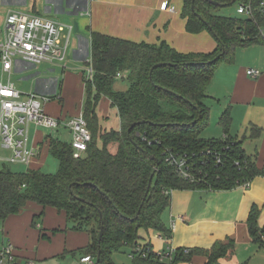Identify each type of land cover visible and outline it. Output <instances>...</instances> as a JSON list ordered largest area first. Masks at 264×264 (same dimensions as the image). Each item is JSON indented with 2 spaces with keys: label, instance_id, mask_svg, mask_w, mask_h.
<instances>
[{
  "label": "trees",
  "instance_id": "1",
  "mask_svg": "<svg viewBox=\"0 0 264 264\" xmlns=\"http://www.w3.org/2000/svg\"><path fill=\"white\" fill-rule=\"evenodd\" d=\"M213 1L230 5L233 0ZM260 1L252 0V4ZM182 2L186 31L207 30L215 38L216 48L208 53H181L164 41L137 43L91 31L90 60L94 73L92 80L84 82L83 105V116L91 133L86 151L75 158L69 142L46 135L49 154L58 163L55 172H44L41 168L14 171L2 163L0 221L18 214L28 202L54 207L71 221V230L88 232L90 241L81 248L80 255H89L93 259L91 264L98 250L101 253L97 264H115L111 255L122 245L132 249L133 264H164L149 245L138 243L140 230L170 234L162 221L170 200V194L164 190L230 189L255 176H264V166L257 167L255 156L245 152L242 141L228 135L229 108L219 117L223 138L200 135L209 119V107L204 103L206 89L219 63L232 61L239 46L263 43L257 36V26L262 20L259 15L254 19L220 15L217 13L220 6L206 0ZM117 73L125 74V90L113 87ZM101 96L116 108L119 129L102 132L99 146L94 138L95 107ZM139 121L143 123L131 127ZM258 135L259 129L251 126L250 137ZM225 145L229 148L220 164L202 156L207 148L223 150ZM166 149L187 153L193 170L203 177L202 182L179 178L164 160ZM258 214L259 210L252 206L247 223L252 239L262 244L264 227L257 225ZM138 245L142 251L147 249V254L135 251ZM229 245L219 244L205 251L209 264L224 254ZM183 251L175 249L171 264L189 255L184 257Z\"/></svg>",
  "mask_w": 264,
  "mask_h": 264
},
{
  "label": "crops",
  "instance_id": "2",
  "mask_svg": "<svg viewBox=\"0 0 264 264\" xmlns=\"http://www.w3.org/2000/svg\"><path fill=\"white\" fill-rule=\"evenodd\" d=\"M78 1L0 0V29L10 10L48 17L71 26L64 68L48 66L42 70L38 66L37 69L26 72L12 71L9 76L12 83L11 75L18 76L19 81L35 79L32 92L50 96V99L43 103V108L53 117L67 119L83 112L86 92L81 68L85 60L90 57L91 31L137 43L158 44L164 41L181 53H208L217 45L215 38L207 30L199 33L186 31V18L182 16V0L179 8L172 0H92L89 14L75 12L74 6ZM167 5H173L174 10H167ZM250 46L264 53V43H253L246 47ZM226 63L228 67L225 74L220 77V85L213 84L211 80L206 94L212 99L223 98L214 110L220 117L222 110L229 108L231 124L228 135L241 140L247 154L254 155L245 149V142L248 140L259 142V151H256L254 156L257 167L261 168L264 166V59L257 57L250 67H231L233 60ZM248 68L258 69L261 74L257 78H252L246 73ZM46 71L49 74L44 78L42 74ZM0 76L4 81L7 78L6 74ZM124 76L125 74L122 78ZM56 79L58 86L54 91ZM107 106L111 107L109 99L101 96L95 107L99 117H108ZM111 108L115 110L117 117L116 108ZM117 119L119 126V118ZM248 119L251 122L249 125ZM238 122L247 124L241 137L233 132V130L239 131L237 127L242 126H236ZM253 125L259 129L256 138L250 137V127ZM43 130H39L33 124L29 125V146L36 148L38 153L28 165L21 164L22 169L14 171L41 168L45 157L49 154L45 136L51 135V131L48 130L49 132L46 133V128ZM224 136L225 133L221 129L219 135L209 138ZM70 138L69 134L68 142ZM0 163L6 162L0 161ZM244 183L221 190L202 188L172 190L169 205L162 213L163 224L170 231L169 236L154 230H140L138 243L149 245L154 252L165 251L168 247H172L184 250V257L189 254L175 264H209V256L205 251H210L219 244L230 245L213 264H264V234L262 244L255 242L247 223L250 210L255 206L259 210L257 225L259 228L264 227V176L253 177L248 180L247 186ZM57 213L61 212L57 211ZM19 219L20 216L10 215L2 222L0 248L10 241L19 263L26 260H30L32 264L48 263L55 259L61 246L56 244L53 248L49 240L53 239L58 229L64 231L63 226L44 229L42 224L37 223L36 227L39 230L36 231L28 224L19 225ZM82 233L70 229L68 234L84 237ZM88 240L89 237L86 236L84 241L78 244L84 245ZM75 246L77 243H71L70 248ZM131 250L130 248V253ZM62 259L64 260L65 257ZM79 262L82 263L80 259Z\"/></svg>",
  "mask_w": 264,
  "mask_h": 264
},
{
  "label": "built area",
  "instance_id": "3",
  "mask_svg": "<svg viewBox=\"0 0 264 264\" xmlns=\"http://www.w3.org/2000/svg\"><path fill=\"white\" fill-rule=\"evenodd\" d=\"M91 2L92 0H79L74 6L75 12L89 14ZM166 9L173 11L174 6L167 5ZM236 11L239 15L252 19L255 18V15H259L262 22L257 26V36L264 43V0H261L257 5H253L252 0H242L238 2ZM70 33V25L59 23L48 17L17 10L7 12L0 29V75H7L5 81L0 76L1 162L28 165L36 156L37 149L29 146L30 124L51 130L65 128L71 136L69 143L73 150V157L78 158L86 151L87 144L91 140V133L83 112L67 119L50 116L43 108V103L48 101L50 96L38 95L35 92L24 93L9 79L12 71L34 70L40 64L64 68ZM81 71L84 82L92 80L94 71L90 57L85 60ZM246 73L252 78H257L261 74L255 68H248ZM122 76L121 73L116 74L117 78ZM57 84L58 80L56 79L54 91L57 89ZM228 148L227 145L223 147V150L207 148L202 156L211 158L215 164H220L225 159ZM3 151L9 153L5 155ZM190 159L191 157L187 153L179 154L170 149L164 151V160L179 178L200 183L203 177L195 173ZM238 163L239 161H235V164ZM244 184L247 186L248 181H245ZM171 192L172 189L164 190L165 194ZM141 248L138 245L135 251H142ZM13 251L14 247L10 241L1 247L0 264H32L30 260L19 263ZM174 251V248L168 247L165 251L156 252V258L164 264H171ZM145 254H147V249L142 251V255ZM80 261L91 264L93 259L89 255H85L80 257Z\"/></svg>",
  "mask_w": 264,
  "mask_h": 264
},
{
  "label": "rangeland",
  "instance_id": "4",
  "mask_svg": "<svg viewBox=\"0 0 264 264\" xmlns=\"http://www.w3.org/2000/svg\"><path fill=\"white\" fill-rule=\"evenodd\" d=\"M173 3H175L178 8H179V4H180V0H172ZM238 2L236 1L230 5H226L224 7H220L217 11L218 14L220 15H228V16H232V17H239V18H245L242 15H239L236 11L237 6H238ZM257 57H262V59H264V53H261L259 51H256L255 47H237L235 49L234 52V56H233V64H231V67H240V66H244V67H250L251 65H253L254 60ZM226 62H221L218 65V68L214 74V77L212 79V83L213 84H219L221 83L220 81V77L223 76L225 74V70L227 69L228 65H226ZM40 69H44V68H48V65L46 64H40L39 65ZM44 74H42V77L46 78V74H49L47 71L43 72ZM11 79L13 81V83L19 87L24 93H29L34 91V87H35V79H29L26 81H19L18 76L16 75H11ZM114 89L115 90H125L127 88V80L126 77L124 76L123 78H117L114 82ZM94 92V89L92 91V94ZM223 100V98H219V100L217 98H210V97H206L204 99V103L209 107V119H208V124L206 127L203 128V130L201 131V136L204 138H209V137H216L217 135H219V133L221 132V127L220 125H217V122L219 120V114L217 113L216 110L217 109L219 103H221V101ZM223 111V110H222ZM96 113V111H95ZM106 113L108 114V117H99L96 113L97 116V133L95 134L94 138L97 141L98 145H101V140L99 139L100 134L104 131H109V130H118L119 126L118 125V119L116 117L115 114V110L109 106H107V110ZM221 114V113H220ZM248 125L251 123L250 120L248 119ZM253 124V123H252ZM242 125V126H239ZM236 126L237 130L239 131H235L233 130V132L237 133L238 137H241V134L244 131L245 126H247V124H241V122H238ZM39 130H43L45 129V127H38ZM51 131V135L59 138L60 140H62L63 142H68L69 141V132L67 131V129L65 128H57L55 130H51V129H47L46 128V133ZM44 131V130H43ZM114 146H109L110 150H114L113 148ZM245 149L248 151V153L251 154H256V151H259V142L256 140H248L245 142ZM7 151H3V154H7ZM2 154V151H1ZM1 165V163H0ZM8 167L11 170H20L22 169V165L21 163H9L7 164ZM58 167V163L57 160L51 156V154H48L41 166V170L44 172H49V173H53L56 171ZM20 219L18 220V224L19 225H24V224H28L29 226H32V228L34 227V230H39V228L36 227L37 223L42 224V228H50V227H57L58 225H62L64 228L63 230H59L54 233L53 239L49 240L52 242L53 244V248L56 244L61 246L60 252L58 253V255L56 256L55 259L48 261V263L45 262H41L38 264H85V263H80L79 259L81 257L80 255V250L81 248L85 247L87 245V243H89L90 241V236L88 234L87 231L81 230V231H77V232H83L82 235L80 236L78 234H72L71 236L68 234L70 232L71 229V221H68L66 219V216L63 212H61L60 214L57 213V211H55L52 207L50 206H42L39 204H36L34 202H28L23 208L22 210L15 215V217H19ZM31 219H33V224H31ZM2 222L0 221V230L2 227ZM61 226H59L60 228ZM76 231V230H73ZM85 232V234H84ZM87 233V234H86ZM86 236L89 237L88 242H86V244L84 245H79L78 243L84 241V239L86 238ZM71 243H77V246H75L74 248H70ZM65 257V259L63 260L62 257ZM111 260L115 263V264H133L132 258L130 256V247L127 245H122L119 250L115 253H113L111 255ZM37 264V263H36Z\"/></svg>",
  "mask_w": 264,
  "mask_h": 264
},
{
  "label": "water",
  "instance_id": "5",
  "mask_svg": "<svg viewBox=\"0 0 264 264\" xmlns=\"http://www.w3.org/2000/svg\"><path fill=\"white\" fill-rule=\"evenodd\" d=\"M206 1L210 2V3L213 4V5H219L220 7H224V6L227 5V4H219L218 2L213 1V0H206ZM235 1H236V0H233V1L231 2V4L234 3ZM162 64H164V63H162ZM156 65H161V64L158 63V64H156ZM140 123H143V121L135 122V123H133V124L131 125V127L134 126V125H138V124H140ZM101 234H102V232L100 231L99 239H100V237H101ZM100 253H101L100 250H98L94 264H97V263L99 262V259H100Z\"/></svg>",
  "mask_w": 264,
  "mask_h": 264
}]
</instances>
